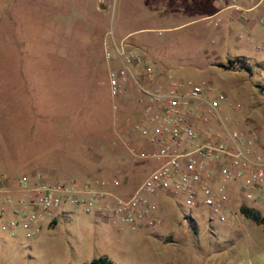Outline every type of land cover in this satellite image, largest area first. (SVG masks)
I'll return each mask as SVG.
<instances>
[{
    "label": "rangeland",
    "instance_id": "374dc122",
    "mask_svg": "<svg viewBox=\"0 0 264 264\" xmlns=\"http://www.w3.org/2000/svg\"><path fill=\"white\" fill-rule=\"evenodd\" d=\"M215 1L0 0V173L16 178L44 166L52 179L118 175L123 192L143 179L149 168L133 157L142 144L124 122L131 101L111 110L100 49L104 33L118 43L140 27L127 42L182 89L206 81L240 103H223L222 118L233 130L253 131L264 153V37H237L238 29L226 37L231 10L202 18L216 11ZM158 202L155 226L134 231L64 207L26 240L0 216V264L102 256L112 264H264V228L244 213L226 224L181 197ZM246 204L264 218V183Z\"/></svg>",
    "mask_w": 264,
    "mask_h": 264
},
{
    "label": "built area",
    "instance_id": "2783aa9c",
    "mask_svg": "<svg viewBox=\"0 0 264 264\" xmlns=\"http://www.w3.org/2000/svg\"><path fill=\"white\" fill-rule=\"evenodd\" d=\"M217 1L220 10H231L244 24L264 27V13L255 12L264 0ZM101 49L111 110L119 112L130 87L138 94V119L125 117L124 122L143 140L134 159L149 169L128 192L122 191L118 175L52 179L38 169L0 178V216L7 227L31 240L44 221L51 224L60 210L72 207L131 231L151 228L163 197H181L188 208H208L226 224L238 221L264 183V153L257 149L255 133L229 128L221 115L223 103L235 109L241 104L206 81H187L182 89L126 38L116 43L111 31L103 36ZM113 61L118 66H111Z\"/></svg>",
    "mask_w": 264,
    "mask_h": 264
},
{
    "label": "crops",
    "instance_id": "0c3cea01",
    "mask_svg": "<svg viewBox=\"0 0 264 264\" xmlns=\"http://www.w3.org/2000/svg\"><path fill=\"white\" fill-rule=\"evenodd\" d=\"M97 2H101V0H97ZM215 8H216V11L214 12V13H212V14H210V15H208V16H204V17H202V18H207V17H211V16H213V15H216V14H219V13H221V12H224V11H228V10H220V4L218 3V1H215ZM101 10L102 9H100V8H98V7H96L95 8V12L96 13H100L101 12ZM256 13H264V5L262 4L261 5V7L257 10V11H255ZM230 17H231V20H229L227 23H226V25H225V29L223 30V31H225L226 32V37H233L234 35L233 34H231V33H233L236 29H238V30H240L241 32L240 33H238L236 36L237 37H239V36H243V37H255V38H261V37H264V28L263 27H259V26H257V25H253V24H244L239 18H238V16L236 15V14H234L233 12H232V14L230 15ZM146 28H136V29H134V30H132V31H130V32H128L127 34H125L121 39H123V38H126V39H128V37L131 35V34H133L134 32H138V31H142V30H145ZM218 29H221V28H218ZM106 33H104L103 34V36L105 35ZM103 38V37H102ZM120 39V40H121ZM101 42H102V39H101ZM131 44V43H130ZM131 46L132 47H134L132 44H131ZM135 48V47H134ZM100 49H101V47H100ZM102 50V49H101ZM104 61H105V59H104ZM105 63H106V68H107V62L105 61ZM110 65L111 66H114V67H116V66H118V63L117 62H115V61H113V62H111L110 63ZM129 95H128V99H130V104H129V107H130V109H131V113H130V115L128 116L132 121H135V120H137L138 119V115H139V109L137 108V105H136V100H137V97H138V94H137V92L135 91V89L133 88V87H130L129 89ZM16 91V90H15ZM19 91H21V90H19ZM10 92H12V90H10ZM127 99V98H126ZM10 101H12V99H10ZM10 105H11V102H9V108H10ZM135 135H136V138H137V141L138 142H140V144H143V140L141 139V138H139V136L135 133ZM74 136V135H73ZM75 137H72V139H70L71 140V143H70V149H71V151L72 150H76L75 149V147L77 146V143H76V141H75V139H74ZM80 147H82V146H80ZM86 151V155H87V157H88V159H89V157H90V151L89 150H85ZM40 169H43V170H45L46 172H49L50 171V169H48V168H46V167H44V166H42ZM31 172V171H30ZM28 173V172H27ZM0 175H2V176H0V178H7L6 176H4L3 175V173H0ZM8 179H11V177L10 178H8ZM249 207V206H248ZM52 224V223H51ZM53 224H54V222H53Z\"/></svg>",
    "mask_w": 264,
    "mask_h": 264
},
{
    "label": "trees",
    "instance_id": "16d2710c",
    "mask_svg": "<svg viewBox=\"0 0 264 264\" xmlns=\"http://www.w3.org/2000/svg\"><path fill=\"white\" fill-rule=\"evenodd\" d=\"M231 62L232 61H230V63ZM242 64H245V62L242 61ZM246 70H248L247 67H246ZM241 211H242V213H244L247 217L251 218L256 223L261 224L264 228V218L263 217H261L256 212H254L253 210H251L247 207L242 208ZM54 223H55V221H54ZM86 264H112V262L107 257L102 256V257L92 259L90 262H88Z\"/></svg>",
    "mask_w": 264,
    "mask_h": 264
}]
</instances>
